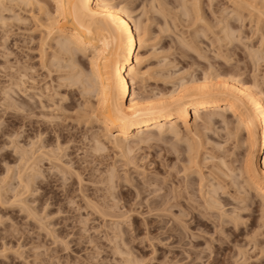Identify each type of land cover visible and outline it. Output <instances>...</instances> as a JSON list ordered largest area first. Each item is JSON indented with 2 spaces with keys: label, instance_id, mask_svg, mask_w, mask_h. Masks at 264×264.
<instances>
[{
  "label": "rangeland",
  "instance_id": "obj_1",
  "mask_svg": "<svg viewBox=\"0 0 264 264\" xmlns=\"http://www.w3.org/2000/svg\"><path fill=\"white\" fill-rule=\"evenodd\" d=\"M151 1L152 0H132V4L134 6H137L135 10L136 12L134 13L136 18L138 17V15L139 17L141 16V8L144 7L143 5H145V8H149L150 12L148 11L149 13H146L145 15L142 13V17H144L143 20L145 19L144 21H146V17L149 16L150 19L147 17L150 20L148 21V23L151 25L150 38L147 44L141 48L142 53L144 55H148L146 56L147 59L143 64V69L149 68L150 66V70L147 71L148 75L145 80H137L138 83H135L137 91L146 92L147 90V92H149L154 89H156V91L154 92H158L160 91V89L166 91L169 90V88L174 87L175 85L177 86L179 83L181 84L183 77L185 79L183 80L184 83V81L189 80L192 77L203 80V77L206 74H211V78L215 77V79L219 77L230 79L233 75V78H238L240 76L239 78L243 79V81L248 84H253L254 82L255 84L257 82V84L260 83L261 85L259 84L258 87L260 86V88L264 90V58H262V56L264 57V14L262 13L263 15H261V12H264L263 1V5L262 3H260V5L262 6H260L259 3L257 4L259 6L258 10H260V13L258 12V10H253L252 8L249 9V7H246L244 8L245 10L242 9L243 12L239 16L241 19H239L238 15H235V19L236 17H238L237 20L239 21H236L234 19L235 13L233 12V14L231 10L234 6L232 5V0H198L201 17H198L200 15L195 14L199 13L200 11L195 13H191L190 11L189 13H191V15H188L191 16V18L193 19L192 21L190 20V17L188 18L186 16V14H182V7L184 8V6L188 5V3L191 4L193 2H189L191 0H189L188 3L185 0L187 4L184 2V0H161V3L158 2V0H156L157 2L154 0L157 5L158 3H160L158 7H160L161 9H163L164 7L167 9L170 6L164 12H159V15L156 13L157 11L150 9L152 7L150 6ZM163 1H166L167 3L165 2V4L163 3ZM46 2L47 3L44 4L53 9L52 7L54 3L51 0H48ZM5 3L7 5V9L2 8V10L3 15L6 17V25L3 26L0 23V122L2 121L0 123V185L3 186L2 190L5 192V194H8H6L5 197L10 196L12 198L13 194L15 195V192L12 191V187L13 184L15 185V183H17V172L19 171L17 164L20 162L18 160L19 157H17L18 153L15 154L16 151L14 150L16 143L13 141L15 140H18V142L20 141V145H25L26 147L28 146L27 148H30V144H28L30 143V141L32 142L38 139V143L35 142L36 148L38 147L37 144H42L44 142H48L50 144L49 146L47 145L45 149H55L58 144H60V146L62 145L61 147H64L63 150H66L64 152H68L65 157L70 161L69 165L71 164V166H73V169L78 170V173H81V179L82 181H84H80L82 184L81 186L79 184L80 179L77 181L78 177L77 175H75L76 172L74 173V170H72L74 174L72 172H67L65 174L60 173L58 172V170L53 168L52 165L49 164L50 162H47V160H43V162H40L41 172L39 171L40 173L38 172L36 178L34 179L35 188L34 191H32V193L30 194L32 198L30 195L27 196V200L29 199L27 202L29 203H27L28 206H26V208L25 206L21 207L22 205L18 207V204L13 203H10L8 205L4 199H2V202L0 199V264H125L127 262L132 264H239L244 261L243 255L245 256L246 254L251 257L248 258V256V261L246 259V261L241 264H264V215L260 213V206L253 204L248 206L246 209L244 208L243 210L240 208L242 211L236 208V206L238 205L242 206L247 199L248 203L249 201L251 203L252 199L256 200L258 204L260 203V201L257 197L255 198L256 195L253 191H250L247 196L244 194V191H240L242 192V196L246 198L244 202L241 199V194H238V190H240V188L237 185L232 186L233 183L230 184L231 178L233 179L237 171V173H239V170L235 169V167H242L244 165V155L246 153L244 147L241 145L238 146L233 140L228 139L227 135H225L226 131L221 130V132H219L221 128L215 127L209 131H206L205 133L201 134L203 135V137L207 136L205 137L206 139L203 138L205 139V141L203 144L204 146H202L201 149L203 153V156L201 157L202 159L200 161L201 163L199 165V167H201L199 168L195 165L193 166L194 170H192L191 173V170H188L189 172H186V174L185 172L183 173L182 169L184 167L183 161H179V159L177 158L178 154L171 148L172 144L170 142L173 141L172 139H170L171 141L166 142V144L164 143V141H159L152 142L154 144L151 145L145 144L142 147H135L132 152H128V150L126 149L121 150L114 147L112 143L107 142V149H105L103 152L101 151V153L99 152V154L95 153L96 155L94 154L92 156V154L89 153L91 151L90 146L87 145L91 144V141L90 143L88 142L89 138L87 137V130L88 127L92 128L93 126H95L93 128L97 129V127L99 128V126L96 122L92 123L86 121L85 118H83L85 116V111L83 112L82 105L87 103L83 95L80 94L79 96L76 92L77 94L74 93L73 95H75V97H73L71 93L75 88L72 89V86L70 87L68 85L66 86L65 84H62L65 83L63 81L67 80H63L61 84H57L59 83V81L57 80L56 76L60 73L57 72L56 68H51V76L50 73H48V62H50L48 59H50V56L54 52L52 50H54L55 48V42L49 37L46 38V27L42 24L44 22H42V20L44 19L45 15H41V13H38L37 9L35 10V12L28 10L31 8L29 6L27 8L23 6V9L25 10L19 8L21 10L20 11L16 6L13 8L12 5H14V2H11L12 5L10 4V2L8 3V1ZM183 3H185L184 6ZM162 4L165 5L162 6ZM35 5V8H37L38 5ZM260 7L262 8L260 9ZM169 9L171 11L173 9V11L171 12ZM168 10L169 12H167ZM227 10H231L232 14H230V12L228 11L231 16L228 14V12H226ZM162 13L163 15L167 13L166 15L168 17L166 15H160ZM176 13L179 14H177L176 16ZM18 15L19 17H21L20 19ZM171 15H173L172 18ZM203 16L205 17V19L203 18ZM226 16L232 17L230 19L231 21L226 18ZM197 17L198 19L200 18V20H198ZM41 18L42 20H40ZM176 18H178L179 20H177ZM225 18L227 19L226 21L229 22V24L227 22H225L224 24L223 21L225 20ZM232 19L235 21H233ZM218 20L221 21V23L224 25H221ZM215 21L216 26L214 27ZM165 22H168V24H165ZM204 22L209 24L206 25V23L204 24ZM210 22H212L213 24ZM226 23L232 27V29L230 27V29L234 32V35L232 36H236L235 38H232L233 40L235 39V42L233 41V43H231L232 41L229 40L231 38L227 37L229 39H225L226 35L225 33H223V31L227 32L229 28ZM192 24L195 25L193 26ZM163 25H169L170 27L166 28ZM204 26H207L206 30H204ZM233 28L237 29L238 33H235ZM200 30H204L205 32H202ZM200 32L202 34H200ZM203 33L207 34L203 35ZM217 36L219 37V41L220 39H224L222 41V44L220 43L222 47L218 45L219 42L217 40ZM261 36L263 37L262 40ZM184 44L194 45L186 47V45ZM195 44L197 49H195L196 47H194ZM225 44L229 49H232L229 50L225 48L227 47ZM45 46L49 54L47 52V54L44 55L45 57L43 56L44 58H46V60L44 59V62L46 64H43V57L41 56L43 55L44 50L41 49L45 48ZM218 46L222 50H224V52H222V50L219 51V49L217 51L215 47L217 48ZM188 47L191 48L189 49ZM226 49L228 50V52H230L227 53ZM256 51H260L257 57ZM225 52L227 55H229L227 56L226 54H224ZM232 52L235 53L231 54ZM249 52H253L252 54L254 55L250 54ZM201 55H203V57ZM224 55H226L228 58H225L226 56ZM260 55L261 58H259ZM206 57L209 59L207 60ZM16 58L23 64L31 67L29 68L28 72L31 76H33L30 79L34 81L29 79L30 82L27 81L26 84H31L30 86L33 85V90H31L33 93H35L34 91H36L37 93H41L44 90L43 95L45 96H41L43 97L44 101L48 100L46 102L51 104L52 107L54 105L53 102H57L59 100L63 103L62 104L57 102V104H59L60 106H63L66 103H70L71 101H74L76 105L73 104L72 107L70 106V108L66 106L60 107L59 105H56L59 107H57V109L53 107L52 110L54 113H51L53 116L50 114V116H48L47 118L42 117V115H40V117L39 115H32L31 117H33V120L35 121L33 123H30L29 117L21 119L14 117L15 113L13 114V108H9L10 110L7 109L6 111L5 106L2 107V104L5 105V103L14 101L16 102L18 100V102H20V97H23V94L20 96V94L16 90L15 91L17 92V94H19L20 97L17 94H14L15 91L12 92V89L11 91H8L7 87L10 89V86L8 85L9 76L7 77V75H5L4 73L5 70H3L5 61L10 60L11 62H15ZM2 60L4 61L2 62ZM225 61L228 62L226 63ZM41 63L43 65H41ZM164 63L165 65H163ZM87 67L89 69L90 66L88 58H85V69ZM208 67L211 70H209ZM211 67H213L214 69H212ZM32 68L33 70L30 71ZM150 72L153 74H151ZM54 73L56 75H54ZM213 73L217 74L214 75ZM51 77L53 80H51ZM170 77H172V80ZM51 82H53V84ZM45 85L47 88L45 87ZM143 85L145 86L142 87ZM64 86L67 89H65ZM64 90L71 91V93L68 94V91L67 93H65ZM56 91L58 94L55 93ZM7 92L10 94H6ZM76 97L78 99H82V102L84 101L85 103L83 102L82 104L81 101H79ZM76 100L79 103H77ZM35 101H37V99ZM77 104H82V107H78ZM88 104L89 103H87L86 106ZM22 106V109H25L24 106L26 108H29L27 104H24ZM52 110L49 109L48 111ZM80 110L82 113H79ZM22 112L25 114V110H23ZM83 113L84 115H82ZM78 114H81L82 117H78ZM55 115L57 117H55ZM48 118H51L52 120L47 121ZM82 120H84L85 122ZM78 121H81V124H79ZM82 122L85 124H83ZM38 134L40 136H38ZM180 136H182V134ZM11 137L13 138V140ZM171 138H173L174 140L176 139L174 137ZM177 138L178 140H180L177 141L178 143H180L181 145L184 144L183 146H186V142L182 144V137ZM197 139L198 138L195 136V138L192 140L195 143L199 140ZM41 140L44 142H42ZM12 142L14 145L12 144ZM215 144H218V147ZM219 144L224 145V147L220 146ZM86 146H89L87 148L88 150L90 149V151L88 152L89 155L88 153H86ZM1 149H5V153L1 151ZM86 154L88 156H85ZM206 156H208V160L204 159ZM213 157L216 159L214 160ZM221 157H223L222 161L219 160L221 159ZM255 158L258 159V156H255ZM223 161L227 163L226 166L222 165L223 163L221 162ZM233 163H235L236 166ZM182 164L183 167H181ZM174 165L176 166L174 167ZM218 165H222L221 167L224 169V171L223 169H220L221 167H219ZM227 165H229L232 169L234 167V169L237 170H234L235 175L232 172L234 176L229 171V167ZM224 167H228L229 172L225 170ZM214 169H216L217 171L220 169L222 172L226 171L229 176L230 174L232 176L231 178H229L230 182L225 179L227 174H225L226 176L224 175L225 177L223 176L224 180L228 181L227 183H225L226 186H228V188L226 187L227 191L225 192L228 194H226L225 192L224 194L223 191L222 193L224 194L223 196L225 197V199H228L231 196V199L228 200L229 203L231 202L232 206L228 203V205H225L224 207L225 210H227V214L230 212V210L233 209H235L236 211H241H238L241 214L243 213L241 215L243 217V221L241 220V217H238L240 219V221L238 220L240 224L237 223V225L235 224L236 226L234 225L235 221H232L231 223L229 222L230 224L227 223L226 225L225 223V226L221 227V222L219 220H216V218H214V220H205L200 215H198V217L203 218L202 220L205 222L198 224L197 222L192 221L193 219H191L190 216H185V218L182 214H180L181 205H176V200H178L185 205H188L190 203L189 205H192V208L200 211V208H198L199 206L197 205L199 203L197 200L200 197L198 188H194L196 191L193 192L196 195L199 194L198 196L195 195V197L192 195L191 197L189 195V197L193 198V200H190H195L197 202L196 203L194 201L195 204L189 201V197H187L188 194L186 195L185 193L186 199L185 196L182 197L180 191L183 190L182 187L185 188V185L187 186V184H189L192 179L196 180L199 183L202 175L207 178V180L205 181L208 182L213 180L211 178L212 176H214V173L215 176L213 178L216 177V173L217 175H221L220 170V172H217L214 171ZM211 171H213V173ZM49 172H51V174ZM109 172L114 176H112ZM41 173L43 174L41 175ZM108 173L110 174V176H112V179H110ZM210 173L212 174V176L210 175ZM11 175L13 176V178ZM209 175L211 177L210 179H208ZM186 176L188 177L186 178ZM38 177L40 179H38ZM240 179H243V175L242 177H240ZM185 180L189 183L187 182V184H184L186 183ZM197 182H195L196 184L194 185V187H199ZM235 187H237V191L235 190ZM4 188H6V191ZM169 189L173 190L174 192ZM231 189L233 190L232 192ZM179 192L180 194H178ZM177 194L179 195V197ZM237 194L239 195V197L237 196ZM176 195L177 198H175ZM225 195H228V197H226ZM168 196L170 200L167 199ZM235 196L238 199L234 201V199H236ZM250 198L252 199L249 200ZM228 200H226V202H228ZM89 202L94 203L95 206H101L102 210L108 212L105 214L102 212H98L95 207H92V205L89 204ZM170 202L172 203V205L174 203L172 207H170ZM234 202L237 203V205H235ZM238 202H240V204H238ZM161 203H163L164 205L158 206V204ZM163 206L167 207V209L165 208L164 210ZM34 211L37 213L34 214ZM173 214L175 216L178 214V217L180 215L181 222L180 218H174ZM238 218H236V220ZM182 221H184V224L182 223ZM214 221H218V224H216L217 222L215 223ZM229 227L230 229H228ZM225 228H227V230ZM223 229L226 230L224 234H222ZM190 233L193 235H191ZM255 241L257 242L256 245Z\"/></svg>",
  "mask_w": 264,
  "mask_h": 264
},
{
  "label": "bare ground",
  "instance_id": "obj_2",
  "mask_svg": "<svg viewBox=\"0 0 264 264\" xmlns=\"http://www.w3.org/2000/svg\"><path fill=\"white\" fill-rule=\"evenodd\" d=\"M7 1H8V3L10 2V4H11V2L12 3L14 2V5L11 4L13 6V8L16 6L18 9L19 8L23 9V6H25L26 8L29 6L31 8L28 10L35 12V10L37 9L38 13H41V15H45L43 20H42V18L40 19V20H42V22L43 21L44 22L43 23L41 21L40 22L46 27V29H45L46 33H47L46 38L49 37L50 39L54 40V42H55V48L53 47L54 50H52L54 52L50 56V59H48L49 56L47 58L50 61V62H48V65H49V67H48L49 72L48 73H50V76H51V73H52L51 68L52 69L56 68L57 72L60 73V74L58 73L59 75L56 76L57 80L59 81V83H57V84H61V82L63 80H67V81H63L65 83H62V84L63 85L65 84L66 86L68 85L70 87L72 86L71 87L72 89L75 88L72 90V93H71V91L67 90L69 92L68 94L71 93V95L73 97H75V95H73L74 93L75 94L78 93L79 96H80V94L83 95V97L85 98V101L87 103H89L87 106H86L87 103H85L84 101L83 102L85 103L84 104L85 106L82 105L83 104L82 99H78L76 97L82 103L81 105L83 106V112L85 111V116L83 118H85L86 121H89L92 123L96 122L99 126V128L97 127V129L93 128L95 126H93V127L91 126L92 128L88 127V130H87L88 136L87 137L89 138L88 142L90 143V141H91V144H87V145L90 146L91 151H90V149L89 150L87 149L89 146H86V149H87L86 153H88L90 151L89 153H91L93 156L95 153L99 154V152L100 153H101V151L103 152L105 149H107V146H106L107 142L112 143L114 145V147H116V148H119L121 150L126 149V150H128V152H130V151L132 152L135 149V147H142L145 144L151 145V144H154L152 142H159V141H162V142L164 141V143L166 144V142H169V141H171L170 139H172L173 141L170 142L172 144L171 148H172V150H174L178 154L177 158L179 159V161L180 160L183 161L184 167H183V164H182V166L181 165L180 166L183 167L182 168L183 173L185 172V174H186V172H189L191 170L190 171V173H191L192 170H194L193 166L196 165L199 167V165L201 163L200 162L202 159L201 157L203 156L201 149H202V146H204L203 144H204V141L206 139L205 137H207V136L203 137V135H201V134L205 133L206 131H209L215 127L221 128L219 130V132H221V130L226 131L225 135H227L228 139L233 140L238 146L241 145L244 147V149L246 151V153L244 155L245 156L244 165L242 167H235V169L239 170V173H237L238 171L235 170L234 167L232 169L229 165H227L229 167V171L231 172V174L233 172V174L235 175L234 170L237 171L236 175H235L236 177L232 174L234 176L233 179L231 178L232 177L231 174L229 176L226 173V171L222 172L220 170V169H223L221 167L222 165L226 166V164H227V163H225V161H223V162H221V163H223L221 166L218 165L219 167H221L219 169L221 172L218 170L221 175H217V173H216V177L213 178L215 176V173L213 174L214 176H212V174L210 173L212 178L210 177V175L208 176L209 177L208 179H210V178L213 179L212 181H209V182L205 181V180H207V178H205L203 175L201 176L199 183L193 179L190 183L185 180L186 183H184V184H187V182L189 184H187V186L185 185V188L182 187L183 190L180 191L181 195H182V197L185 196V199H186L187 194H188L187 197H189V195L191 197H192V195L195 196L196 194H194L193 192H195L196 190L194 188H198V192L200 194V197L198 200L196 198V200L199 202L197 205L199 206L198 208H200V211H197L196 209L192 208V205L191 206L189 205L190 203L188 205L187 204L185 205L184 203H181V201L176 200L177 201L176 205H181V209H180L181 213L180 214H182L184 217L190 216V218L193 219L192 221H195L198 224L205 222L202 220L203 218L205 220H210V219L214 220V218H216V220H219L221 222V223L219 222L220 224H222V225H220L221 227L225 226V223H226V225H227V223L230 224L232 221L233 222L235 221L234 225L235 224L237 225V223H239V221H240L239 218L241 217V220L243 218L241 216L243 213L241 214L239 212H241L244 208L246 209L248 206L253 205V204H256L257 206L259 205L260 206L259 207L260 213L262 215H264V90L261 89L260 86L258 87V85L260 83L257 84L258 82L256 81L257 82L256 84H255V82L253 84H248V83L244 82L243 79H240L239 78L240 76L238 78H236V77L233 78L234 75L232 77L230 76L231 77L230 79L229 78L228 79L220 78L219 76H218L219 78L215 79V77L211 78L212 77V76H210L211 74H206V75L203 74L204 75L203 80H199V79L191 76L192 78L191 79L188 78L189 80L184 81V83H183V80H185V79L183 77L182 82L179 80L181 82V84L178 82L179 84L177 86L175 85L174 87L169 88V90H166V91L165 90L163 91L162 89H160V91L154 92V91H156V89L152 90L153 89L152 87H151L152 91H149V92H147V90H146V92L137 91L135 83L136 82L138 83L137 80H139V81L145 80L147 78V75H148L147 71L150 70V66H149V68H146L147 70L143 69V64L147 59L146 56H148V55H144L142 53V50H141V48L147 44V42L150 38V33H151L150 32L151 31L150 30L151 25L148 23V21H150L149 16H147L149 19L146 17V21H144L145 19L143 20L144 17H142L143 14L145 15L146 13L148 14L150 12V10L147 6H146L147 8H145V5H143L144 7L141 8V16L139 17V15H138V17L136 18L134 13L136 12L135 10H136L137 6L136 5L134 6L132 4L134 2V1L132 2V0L131 1L130 0H51L54 3V4L52 3L53 9H51V7L49 8L48 6L45 5L47 3L46 1H48V0H0V23L3 26L6 25V22H5L6 17L3 15L2 8L7 9V7H6L7 5L5 3ZM43 1H45V2H43ZM160 1L161 0H158V2H160ZM186 1L188 3L189 0H186ZM186 1L184 0L185 3H186ZM232 1H233L232 5H234V6H233V9H231V8L230 9L232 10V13L233 12L235 13V14L233 13L234 19H235V15H238V17L241 15V13L243 12L242 9L249 7V9L252 8L253 10L254 9L258 10L259 6L257 4L259 3V5H260V3H262V1L264 2V0H254V1H252V0H232ZM165 2L163 1V3H165ZM189 2H192V3L191 4L188 3V5H185V6H184L185 3H183V6L185 9L182 7L183 10L182 9L181 10H182V14H186V16L188 18L189 17L191 18V16H189V15H191V13L199 12L200 6L198 5V3H199L198 0H191ZM160 3H158V5ZM35 4L38 5L37 8H35L36 7ZM158 5H157V3L154 2V0H152L150 3V6H152L150 9L157 11L156 12L157 14L159 12L160 13L164 12L165 10H167L170 7V6L169 7L166 6V7H168L167 9L165 7H164L165 9L164 8L161 9L160 7H158ZM164 5L162 4V6H164ZM262 5H263V3H262ZM262 5H260V6H262ZM141 7H142V5H141ZM223 8H226V7H223ZM261 8L262 7H260V9ZM11 9H12V7H11ZM23 10H25V9H23ZM139 10H140V7H139ZM169 10L167 12H169ZM231 10L230 11L227 10L226 12L229 11L230 14H232ZM172 11H173V9H172ZM190 11H191V13H189ZM229 12H228V14H229ZM258 12L260 13V10H258ZM262 13L264 14L263 11L261 12V15H263ZM166 14L167 13H165L163 15V13H162L160 15L165 16ZM177 14H179V13H176V16H177ZM195 14L200 15L201 11L199 13H195ZM224 14H226V13H224ZM172 16L173 15H171V18H172ZM18 17H19V15H18ZM18 17H16V18H18ZM41 17H43V16H41ZM198 17H201V15ZM198 17H197V19H198ZM229 17L226 16V18H228L230 20L233 17V15H232V17H230V18ZM238 17H236V19H235L236 21H239V20H237ZM14 18H15V16H14ZM20 18L21 17H19V19ZM203 18L205 19L204 16H203ZM203 18H202V20H203ZM226 18L223 21L224 24H225V22H227ZM176 19L179 20L178 18H176ZM217 19H219V18H217ZM239 19H241V18L239 17ZM190 20L192 21L193 19L191 18ZM198 20H200V18ZM235 20H233V21H235ZM195 21H196V19H195ZM218 21H217V23H218ZM219 22L221 25H224L221 23V21H219ZM175 23H176V21H175ZM205 23L206 22H204V24ZM210 23H212V22H210ZM227 23L229 24V22H227ZM165 24H168V22H165ZM196 24H197V22H196ZM207 24H209V23H206V25ZM215 24H216V21L214 23V27L216 26ZM257 24H258V22H257ZM169 25H166V26L163 25V26L166 28H169L170 27ZM206 27L204 26L205 29L203 27L202 28L204 30H206ZM230 27L231 26H229L228 30L230 29ZM202 28H199V29H202ZM216 28H215V30H216ZM231 29H232V27H231ZM231 29L229 31L227 30V32L223 31V33H225V35H226V37L224 36L225 39L231 38L229 40H231L232 41L231 43H233V41L235 39L234 40L232 39L234 37V36H232V35H234V32ZM233 29H234L235 33H238L237 29H235V28H233ZM204 30H200V31L203 32ZM213 33H215V32H213ZM216 33H218V32H216ZM200 34H202V33L200 32ZM204 34H207V33H203V35ZM192 35H194V34H192ZM196 36H197V34H196ZM219 37H220V35H219ZM219 37L217 38V40L219 42L218 45H220V43L222 44V41L224 40V39H220V41H221L220 42ZM227 37H229V38H227ZM263 37L261 36V40ZM181 45H182V43H181ZM184 45H186V44H184ZM191 45L193 46L194 44H191ZM191 45L190 44L186 45V47L191 46ZM225 45H223V46H225ZM46 46H45V48L41 49V50H44L43 55L41 57L46 55L48 52L46 50ZM220 46L222 47V45H220ZM182 47H184V46H182ZM194 47H196V44ZM188 48L190 49L191 47H188ZM225 48L229 49L228 46ZM195 49H197V47ZM198 49H199V47H198ZM215 49L217 51H218V49H219V51L222 50L219 46L217 48L215 47ZM231 49L232 48H230L229 50H231ZM260 51H258V52L256 51L257 52L256 57L258 56V53ZM214 52H216V51H214ZM214 52H213V54H214ZM222 52H224V50H222ZM229 52L227 50V53H229ZM233 53H235V52H232L231 54H233ZM249 53L252 54L253 52L252 53L249 52ZM48 54H49V52H48ZM224 54H226V52ZM226 55H224V56H226ZM252 55H254V54H252ZM252 55H250V56H252ZM201 56L203 57V55H201ZM227 56L225 58H228ZM44 57H43V64H46L44 62V59L46 60V58H44ZM85 58H88V62H89V66H90L89 69H88V67L85 69ZM204 58H205V56H204ZM259 58H261V55L259 56ZM262 58H264V57L262 56ZM208 59L209 58H207V60ZM255 60H256V58H255ZM3 61L4 60H2V62ZM225 62L227 63L228 61H225ZM43 64L41 63V65H43ZM163 65H165V63ZM29 68H31V67L26 65V64H23L17 58H16L15 62H11L10 60L5 61V64L3 66V70H5L4 71L5 75H7V77L9 76V80H8L9 84L8 85L10 86V89L7 87L8 91H11V89H12V92H14L16 90L20 94V96L23 94L24 98L20 97L19 94H17V92L15 91L14 94H17L20 97V102H18L19 100L16 102L14 101V102H9V103L3 102V103H5V105L2 104V107L5 106L6 111L9 108L10 109L13 108V110H14L13 114L15 113L14 117H17L18 119L29 117L30 123H33L35 121L33 120V117H31L32 115L33 116L39 115V117H40V115H42V117L47 118L48 116H50L51 113H54L52 110L53 107L57 109V107L60 106L59 104H57V102L62 103V101L60 102V100H59L57 102L56 101L53 102L54 105L52 107L51 104L46 102L48 100L44 101L43 97L41 96V95H43L44 90H43V92H41L42 94L37 93L36 91H34L35 93H33L31 91V90H33V87H32L33 85L30 86L31 84L30 85L26 84L27 81H29V79L33 77L28 72ZM48 68H45V69H48ZM211 68L214 69L213 67H211ZM32 70H33V68L30 71H32ZM209 70H211V69L209 68ZM238 70H239V68H238ZM240 70H241V68H240ZM34 71H35V69H34ZM159 73H160V71H159ZM151 74H153V73H151ZM215 74H217V73H215ZM54 75H56V74L54 73ZM58 78L61 80H59ZM170 78L172 80V77H170ZM34 79H35V77H34ZM30 80H32V79H30ZM51 80H53L52 77H51ZM32 81H34V80H32ZM51 83L53 84V82H51ZM48 85H49V83H48ZM144 86L145 85H143L142 87H144ZM45 87H46V85H45ZM7 89H4V90H7ZM39 89H41V88H39ZM53 89H54V87H53ZM65 89H67V88L65 87ZM30 91H31V93H30ZM57 91L55 92L56 94H58ZM67 91H65V93H67ZM6 94H10V93L7 92ZM43 96H45V95H43ZM50 98H51V96H50ZM84 98H83V100H84ZM31 99H33V100H31ZM36 99H37V101H35ZM52 100H53V95H52ZM50 102H51V99H50ZM66 102H67V100H66ZM73 102L71 101L70 103H66L63 106L70 108V106L72 107V105L75 104V102L74 103ZM76 102H77V100H76ZM77 103H79V102H77ZM24 104H27L29 106V108L27 107L28 108L27 109L24 106L25 109H22L21 107H23L22 105H24ZM56 105H59V106H56ZM77 105H78V107H82L79 104H77ZM63 106H60V107H63ZM48 108L52 111H48L49 110ZM62 109H64V108H62ZM23 110H25V114L22 112ZM81 110L79 111V113H82ZM26 111H28V112H26ZM75 111H77V110H75ZM82 115H84V113ZM82 115L78 114L77 116L82 117ZM65 116H67V115H65ZM55 117H57V116L55 115ZM59 117H60V115H59ZM55 119H53V120H55ZM51 120H52L51 118L47 119V121H51ZM79 120H81V119H79ZM41 121H43V120H41ZM82 121H84V120H82ZM80 122H79V124H81ZM83 124H85V123H83ZM39 125H40V123H39ZM86 125H87V122H86ZM181 134H182V136H180ZM35 136H36V134H35ZM38 136H40V135L38 134ZM195 136L199 140L197 139L198 141H196L194 143L192 139H194ZM171 137H174L176 139L174 140ZM177 137H182V139H183L182 144L184 142H186V146H183L184 144L181 145L180 143H178L177 141H180V140H178ZM183 137H185V138H183ZM224 137H226V136H224ZM14 138H15V136H14ZM203 138H205V139H203ZM12 140H13V138H12ZM38 140L32 141V142L30 141V143H28V144H30V146H29L30 148H27L28 146L26 147L25 145H20V141L18 142V140L13 141L16 143L15 149H14L16 151L15 154L18 153L17 157H19L18 160L20 161V162L18 161L20 164L19 163H18L19 165L17 164L19 171L18 172L16 171L18 173L17 183H15V185L13 184V187H12V191L15 192V195L13 194L12 198L10 196L5 197L7 193L5 194V192L2 190L3 186L0 185L2 187V188L0 187L1 202H2V199H4L8 205L10 203H13V204H18V207L20 205H22L21 207L25 206V208H26V206H28L27 203H29V202H27L29 200V199L27 200V198H28L27 196L30 195L32 193V191H34V188H35L34 187L35 186L34 179L36 178L37 173L39 171L41 172V167H40L41 163L40 162H43V160H47V162H50L49 164L52 165V167L55 168L56 170H58V172H60V173H64V174L67 172L71 173L72 170H74V173L76 172L75 175H77V177H78L77 181L79 179H80L79 182L84 181V180L82 181V179H81V173L80 172L78 173V170L73 169L72 168L73 166H71V164L69 165L70 161L67 160V158L65 157L68 152L67 153L64 152L66 150H63L64 147L62 148L61 147L62 145L60 146V144H58L60 142L57 143L58 144L56 146L57 149L55 148L56 149L55 150L52 148L51 149L50 148L45 149L47 145L48 146L50 145L47 142L49 140L46 141L47 143H45L44 141L41 140L44 143L37 144L38 147L36 148L35 142H37ZM13 142H12V144H13ZM206 143H207V141H206ZM215 145L217 146L218 144H215ZM220 146L224 147V145H220ZM220 146H219V148H220ZM234 148H236V147H234ZM4 150L1 149V151H3V152H4ZM124 152H126V151H124ZM128 152H126V153H128ZM89 153H88V155H89ZM88 155L86 154L85 156H88ZM255 156H258V159H256ZM64 157H65V159H64ZM207 157L208 156H206L204 159H207ZM215 159L216 158H214V160ZM222 159H223V157H221V159H219V160L222 161ZM210 160H211V157H210ZM204 161H206V160H204ZM234 162H235V160H234ZM130 163H132V162H130ZM173 164H172V166H173ZM217 164H219V163H217ZM233 164L235 165V163H233ZM175 166L176 165H174V167ZM228 167H224L225 170L228 171ZM42 169H43V167H42ZM180 170H181V168H180ZM214 171H217V170L214 169ZM223 171H224V169H223ZM42 172H43V170H42ZM211 172L213 173V171H211ZM49 173L51 174V172H49ZM42 174L43 173H41V175ZM110 174H109V176H110ZM225 174H227V176ZM111 175L114 176L113 174H111ZM242 175H243V179H240V177H242ZM112 176H110V179H112L111 178ZM223 176L229 182H230L229 178H231L230 184L233 183L232 186L237 185L240 188V190H238L239 193L238 192L237 193L239 195L241 194V199L244 202H245L246 198L244 196H242V192L244 191L245 192L244 194L247 196L250 193V191H253L256 195L255 198L257 197L258 200L260 201V203L258 204L256 202V200H253L252 199L253 197L249 195L250 197H252L249 199V200L252 199L251 203H250V201L248 203V201H247L248 199H247L246 200L247 203L246 202L243 203L242 206L241 205L236 206L237 209L241 208L242 209V210L240 209L241 211H239V210L236 211L235 209H233V210H230V212H229V209H228L229 213L227 214V210H225L224 207H225V205H228L229 200L231 199V196L228 198L229 200L225 199V197L223 196L226 193L225 191H227V188H228V186H226V184H225L228 181H225ZM187 177L188 176H186V178ZM12 178H13V176H12ZM38 179H40V178L38 177ZM108 179H109V177H108ZM108 181H110V180H108ZM111 181H113V180H111ZM125 181H127V180H125ZM189 181H190V179H189ZM7 182H5V183H7ZM81 182L79 184L82 186ZM195 182H197L199 187H196V186L194 187V185L196 184ZM11 183H13V182H11ZM11 183H9V184H11ZM235 188H236L235 190L237 191V187H235ZM4 189L6 191V188H4ZM179 189H180V187H179ZM169 190H171V189H169ZM171 191H173V190H171ZM222 191H223V193L224 192L225 193L223 194ZM232 191L233 190L231 189V192ZM240 191H242V192H240ZM180 192L178 194H180ZM185 193H186V195H185ZM226 194H228V193H226ZM235 194H236V192H235ZM238 194H237V196L239 197ZM174 195H173V197H174ZM177 195L175 196V198H177ZM198 195H196V196H198ZM86 197H88V196H86ZM173 197H172V200H173ZM178 197H179V195H178ZM191 197H189V201L194 203L195 200L192 201L193 198H191ZM226 197H228V195ZM31 198H32V196H31ZM167 199H169V196ZM190 199H192V200H190ZM237 199L238 198L236 197V199H234V201ZM86 200H87V198H86ZM187 200H188V198H187ZM226 200H228V202H226ZM239 201H241V200H239ZM91 202H89V204H91L92 207H95L98 212H102L104 214L108 212V211L102 210L101 206H98V205L95 206L94 203H91ZM167 202H168V200H167ZM6 203H4V204H6ZM164 203H165V201H164ZM170 204H171L170 207H172L174 205V203L172 205L171 202H170ZM229 204L231 205V202ZM238 204H240V202H238ZM159 205H164V204L161 203V204H158V206ZM235 205H237V203H235ZM12 206H14V205H12ZM29 207H31V206H29ZM167 207H168V204H167ZM167 207H164V210H165V208L167 209ZM35 213H37V212L34 211V214ZM198 215H200L203 218L198 217ZM230 215H232L233 217ZM176 216L174 215L173 217L174 218H180V215H179V217H178V214ZM34 218H36V217H34ZM236 218H238V219L236 220ZM182 219H183V217H182ZM177 220H179V219H177ZM180 222H181V218H180ZM183 222L184 221H182V223ZM216 222L215 223L218 224V221H216ZM261 225H263V224H261ZM225 229L227 230V228H225ZM228 229H230V227ZM226 230L223 229L222 234H224V232ZM191 235H193V234H191ZM212 237H214V236H212ZM256 244H257V242L255 241V245ZM212 247H214V246H212ZM253 248H255V247H253ZM246 255L245 256L243 255V257H244L243 262H245L247 257L249 256V255H247V256ZM250 257L251 256H249L248 258H250ZM123 260H125V259H123ZM247 261H248V259H247ZM243 262H241V263H243ZM127 263H129V262H127ZM127 263H125V264H127ZM241 263H239V264H241ZM129 264H132V263H129Z\"/></svg>",
  "mask_w": 264,
  "mask_h": 264
}]
</instances>
